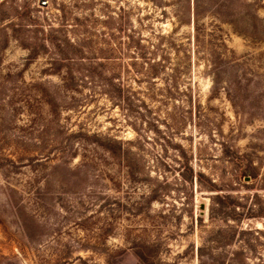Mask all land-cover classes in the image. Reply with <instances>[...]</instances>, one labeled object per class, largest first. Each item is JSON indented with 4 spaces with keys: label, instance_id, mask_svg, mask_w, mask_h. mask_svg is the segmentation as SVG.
Wrapping results in <instances>:
<instances>
[{
    "label": "rangeland",
    "instance_id": "rangeland-1",
    "mask_svg": "<svg viewBox=\"0 0 264 264\" xmlns=\"http://www.w3.org/2000/svg\"><path fill=\"white\" fill-rule=\"evenodd\" d=\"M0 264H264V0H0Z\"/></svg>",
    "mask_w": 264,
    "mask_h": 264
}]
</instances>
